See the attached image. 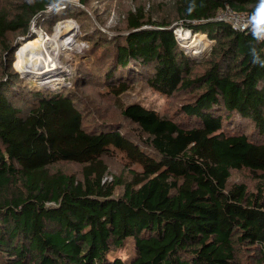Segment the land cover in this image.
<instances>
[{"label": "trees", "instance_id": "trees-1", "mask_svg": "<svg viewBox=\"0 0 264 264\" xmlns=\"http://www.w3.org/2000/svg\"><path fill=\"white\" fill-rule=\"evenodd\" d=\"M89 1L0 0V264H264V0H143L89 37L73 87L23 81L33 19ZM173 22L214 41L204 58ZM139 81L164 111L124 100Z\"/></svg>", "mask_w": 264, "mask_h": 264}, {"label": "rangeland", "instance_id": "rangeland-1", "mask_svg": "<svg viewBox=\"0 0 264 264\" xmlns=\"http://www.w3.org/2000/svg\"><path fill=\"white\" fill-rule=\"evenodd\" d=\"M143 0H90L87 5H82V12L84 15L77 16L64 15L63 9L57 12L55 21L48 25L47 22L43 23L42 26L38 25L39 18L36 17L31 22L27 36L31 38L34 35H41L44 41V50L50 53L53 57L54 64L52 66H45L40 68L46 70L35 71L30 68H18L16 63V54L14 55V61L12 67L14 70L20 73L23 81L28 82L32 86L44 85L52 86L58 89H64L65 91L73 87L76 80L75 74L81 69L86 68L92 59L91 45L92 40L89 39L95 30L103 32L108 37H115L123 31L119 27H122V19L124 12L129 8L134 9L135 6ZM69 4L79 6L78 0H68ZM151 2L157 3L158 0H146V8L149 7ZM63 5V4H61ZM67 5H63L66 7ZM80 7V6H79ZM78 11V10H77ZM52 9L46 11L47 15H50ZM41 19V18H40ZM175 26L176 37L179 39L178 42L184 49V51L200 60L204 58L210 50L213 40H211L206 34L194 32L188 28H183L179 24H173ZM201 33V32H200ZM26 37H22V40ZM21 38V36L19 37ZM182 40H181V39ZM32 39V38H31ZM23 40L22 43L27 41ZM21 43V44H22ZM193 43V46L190 44ZM207 46V47H206ZM205 49H204V48ZM58 48V49H57ZM198 50L201 54H195V50ZM201 55V56H200ZM44 60L38 64H42ZM33 67V66H32ZM80 71V72H81ZM124 100L134 101L140 100L146 106L153 107L159 111H164V97L159 93L153 91L147 87L142 81L135 83L131 89L124 95ZM116 154V153H115ZM121 159L117 154V157L107 161L108 166L115 173L126 174L122 169ZM72 167L66 166L67 170H71ZM110 178V177H109ZM239 176L235 175L232 180H242ZM126 251L119 250L116 254L125 256Z\"/></svg>", "mask_w": 264, "mask_h": 264}, {"label": "bare ground", "instance_id": "bare-ground-1", "mask_svg": "<svg viewBox=\"0 0 264 264\" xmlns=\"http://www.w3.org/2000/svg\"><path fill=\"white\" fill-rule=\"evenodd\" d=\"M31 38H28L27 41H25L24 43L20 44L17 47V49L15 51V54H16L15 65L19 69L20 68L28 69L31 67L30 70H35V71L36 70L37 71L46 70V68L41 69V70H39V69L42 67H45L47 65L52 66L54 64L53 57L50 56V53L47 50L43 49L45 47L44 46L45 43H43L44 38L41 37L40 34L35 36V37L32 36ZM190 44L193 46V43H190ZM195 54L197 55V54H201V53H199V51L196 49ZM43 60L45 62H43L42 64H38Z\"/></svg>", "mask_w": 264, "mask_h": 264}, {"label": "built area", "instance_id": "built-area-1", "mask_svg": "<svg viewBox=\"0 0 264 264\" xmlns=\"http://www.w3.org/2000/svg\"><path fill=\"white\" fill-rule=\"evenodd\" d=\"M215 17L217 19H224L228 21L231 28L237 30H243L250 23V20L244 14L238 13L229 7L225 8L223 11H220L218 14H216ZM261 18L264 21V16H262ZM176 31L177 30H174L175 36H176Z\"/></svg>", "mask_w": 264, "mask_h": 264}, {"label": "water", "instance_id": "water-1", "mask_svg": "<svg viewBox=\"0 0 264 264\" xmlns=\"http://www.w3.org/2000/svg\"><path fill=\"white\" fill-rule=\"evenodd\" d=\"M31 37H32V36H31ZM27 38H29V37H26L25 39H27ZM25 39H23V40H25ZM23 40H22V41H23Z\"/></svg>", "mask_w": 264, "mask_h": 264}, {"label": "crops", "instance_id": "crops-1", "mask_svg": "<svg viewBox=\"0 0 264 264\" xmlns=\"http://www.w3.org/2000/svg\"><path fill=\"white\" fill-rule=\"evenodd\" d=\"M199 34H202V33L199 32Z\"/></svg>", "mask_w": 264, "mask_h": 264}]
</instances>
